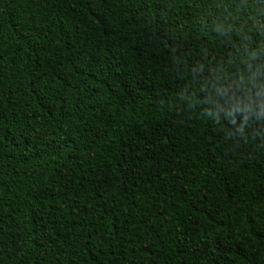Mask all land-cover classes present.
<instances>
[{
	"label": "trees",
	"instance_id": "1",
	"mask_svg": "<svg viewBox=\"0 0 264 264\" xmlns=\"http://www.w3.org/2000/svg\"><path fill=\"white\" fill-rule=\"evenodd\" d=\"M0 264H264V0H0Z\"/></svg>",
	"mask_w": 264,
	"mask_h": 264
}]
</instances>
